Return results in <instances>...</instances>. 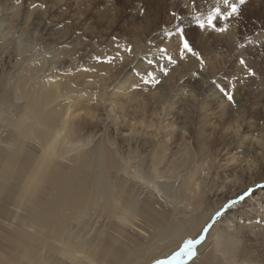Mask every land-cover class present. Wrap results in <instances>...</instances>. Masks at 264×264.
<instances>
[{
  "label": "bare ground",
  "instance_id": "bare-ground-1",
  "mask_svg": "<svg viewBox=\"0 0 264 264\" xmlns=\"http://www.w3.org/2000/svg\"><path fill=\"white\" fill-rule=\"evenodd\" d=\"M253 1L263 14L264 0ZM31 11L24 0H0V42L17 40L7 63L0 59V264H151L253 180L264 184V66L257 52L244 55L256 76L237 83L234 106L218 91L234 82L222 67L228 45L227 54L202 49V74L183 62L150 86L148 107L130 106L135 97L129 92L123 100L129 87L117 83L107 105L98 101L80 117L77 103L89 95L67 91L57 69L68 52L62 39L50 49L35 44L52 23L46 12L30 22ZM254 37L264 42V29ZM49 77L59 83L49 86ZM254 193L226 210L191 264H264V187Z\"/></svg>",
  "mask_w": 264,
  "mask_h": 264
},
{
  "label": "rangeland",
  "instance_id": "rangeland-1",
  "mask_svg": "<svg viewBox=\"0 0 264 264\" xmlns=\"http://www.w3.org/2000/svg\"><path fill=\"white\" fill-rule=\"evenodd\" d=\"M156 1H160L158 2L159 4L161 3L160 7L158 3V6L157 4H153L156 3ZM183 1L184 0H179V2L178 0H117L116 8L118 11L114 18L111 19V23L105 19V4L108 3V0H24V7L25 9H32L30 17H33L32 19L34 20L30 22H34L41 18V16L46 12L50 22L52 23V25L46 29V32L42 33L39 31L41 36L34 37L33 40L36 45H44L47 49H50V47L53 46L58 39H62L60 46L63 47L64 53L68 52V55L64 54V66L59 69L58 74L67 88V91L76 93L77 91L82 90L89 95L81 98L77 103L76 107L80 110H76L75 113L78 112L81 117L84 116V111L87 108L96 106L98 101L107 105L108 102H105V97L110 98L111 96L114 97L116 95L117 83L127 85L129 87L127 95L122 97L123 100H125L126 97H129L130 94L135 97L136 102H130V106L143 104L148 107L151 104L152 91L150 89V85L146 86L148 88V91L146 92L142 89L138 90L132 88L133 84L137 82L135 72L141 70L140 63L145 61L144 55L146 53L151 55L155 52V48L148 45L147 41L151 39L155 44H158L162 39L161 30L170 26V17L166 9L170 11V7L176 5L177 3L182 5ZM213 1L214 0H206L205 3L204 0H200V2L204 4V8L202 7L200 10L206 13L213 5ZM166 2L171 3V5L168 3L166 4ZM253 2V0H249L247 1L246 6L243 7L244 15L242 14L240 18L238 33L235 39L239 43L243 42L245 48L247 49L248 47L247 51L235 48V46L232 45V53H230L231 57L228 60L226 58L228 55L225 57V54L221 52V55L224 57L222 59L226 60V64H222V67L225 68L228 75L231 74L235 76V73L238 72V57L241 53L245 55V53L249 52L251 54L252 52L250 50L257 53L261 51L260 45L262 42L258 41L254 36L264 29V13L260 14L259 11L254 10L251 7ZM41 4L46 5V7H39ZM33 5H36L35 9ZM162 5L163 8L161 7ZM141 7H145L147 11V14L143 17L138 11ZM186 12L187 10L181 12V15H185L184 24L188 27H194L192 17L187 16ZM31 18L30 20H32ZM17 21L19 22V17ZM235 24L236 22L233 21L234 26ZM235 30L236 28H234V31ZM112 36H116L120 42L131 41L136 47V52L139 53V55H134L131 58H125V61L130 65V67L126 70H124L121 66L116 65H98L97 62L92 59V57L96 54H105L112 51ZM11 38L12 37H10V39H4L2 43L0 42V45H3V48L0 49V59L4 62L6 61V63L9 57L8 53L13 51L17 41ZM204 40H208V42L206 41L207 45L206 43L201 44V48H205L204 50L206 53L208 52L211 55H216L219 48L222 51L225 50L224 52L226 54L230 51V47L222 44L220 38L205 36ZM209 42L211 44H209ZM249 43L251 45H249ZM258 47L260 48L258 49ZM36 59L37 55L31 59L30 63L34 62ZM217 61L222 60L219 59ZM261 63H263L262 66H264V60H262ZM196 64L198 65V63L193 60V65ZM91 67H95L97 69L96 72L83 71V68ZM6 68L9 69L8 67ZM43 76L44 74H41L40 79L43 78ZM214 78L215 77H211L212 80ZM165 79L166 78L161 76V81H164ZM126 81H130L132 85H129ZM101 85H105L103 97H100L99 99L92 98L93 93L98 90ZM127 170L128 174H130L129 179L131 182H138L140 179L138 173L130 167H128ZM255 196L256 194L254 193L252 198ZM235 213L240 214L241 211H235Z\"/></svg>",
  "mask_w": 264,
  "mask_h": 264
},
{
  "label": "snow or ice",
  "instance_id": "snow-or-ice-1",
  "mask_svg": "<svg viewBox=\"0 0 264 264\" xmlns=\"http://www.w3.org/2000/svg\"><path fill=\"white\" fill-rule=\"evenodd\" d=\"M19 2L20 0H17V3ZM204 2L206 3V0ZM246 3L247 0H214L213 5L205 13L200 10L204 6L200 0H184L182 5H174L170 11L166 9L170 17V26L161 30L162 39L158 44H155L151 39L147 41L148 45L155 48V52L151 55L147 53L144 55L147 67L135 72L137 82L133 84L132 88L142 89L145 92L148 91L146 86L150 85L152 88H157L162 82L160 77L167 78L171 71L183 62L194 60L198 63L200 71L193 73V75L202 74L208 67L201 48V43H203L205 36L220 38L221 43L225 45H234L236 48L247 51L243 43L235 40L233 25V21H235V28L238 33L239 21ZM116 4L117 0H108V3L105 4V19L109 23L117 14ZM33 7H36V5H33ZM39 7L43 8L46 5L41 4ZM184 10H187V16L192 17L194 27H188L184 24L185 15H181ZM138 11L142 17L147 14L145 7H141ZM111 45L112 51L110 53L96 54L92 57L98 65L114 66L117 63L123 64L126 57L131 58L134 55H139L131 41L120 42L116 36H112ZM260 47L261 51L254 55H259L264 60V42L261 43ZM238 65L243 78L241 76H233V83L226 84L218 89L222 97L233 106L236 103L235 91L238 90L237 83L243 84L244 78L256 76L254 65L242 53L239 55ZM96 70L95 67L83 68L84 72H96ZM57 71L59 70L57 69ZM48 79L49 86L59 83L58 77L55 81L51 77ZM234 131L238 134L239 126ZM260 143L262 148H264V140H261ZM249 167L250 169L255 167L253 161H249ZM261 168H264V163H261ZM260 179L264 180V176L260 177ZM261 187H264V184L256 183L253 180L250 186L246 185L233 198L227 199L225 203L213 209L197 232L194 235H188L183 238L170 255L165 258L153 259L151 264H191L199 255L198 246L204 243L214 226L226 214V210L246 200V198L254 194L256 188ZM261 219L264 220V216Z\"/></svg>",
  "mask_w": 264,
  "mask_h": 264
}]
</instances>
